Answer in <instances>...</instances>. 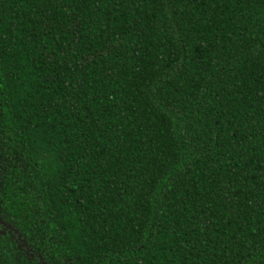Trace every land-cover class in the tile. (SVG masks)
<instances>
[{
  "label": "trees",
  "instance_id": "1",
  "mask_svg": "<svg viewBox=\"0 0 264 264\" xmlns=\"http://www.w3.org/2000/svg\"><path fill=\"white\" fill-rule=\"evenodd\" d=\"M0 264H264V0H0Z\"/></svg>",
  "mask_w": 264,
  "mask_h": 264
},
{
  "label": "flooded vegetation",
  "instance_id": "2",
  "mask_svg": "<svg viewBox=\"0 0 264 264\" xmlns=\"http://www.w3.org/2000/svg\"><path fill=\"white\" fill-rule=\"evenodd\" d=\"M0 239L1 241L8 240L7 243L15 244V247L23 252L26 258H32L31 254L26 249L24 241L20 238V234L8 223L0 219ZM6 242V241H5Z\"/></svg>",
  "mask_w": 264,
  "mask_h": 264
}]
</instances>
